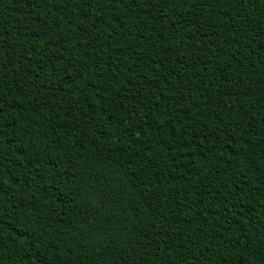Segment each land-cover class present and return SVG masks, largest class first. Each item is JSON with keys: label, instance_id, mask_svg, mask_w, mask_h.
<instances>
[{"label": "trees", "instance_id": "16d2710c", "mask_svg": "<svg viewBox=\"0 0 264 264\" xmlns=\"http://www.w3.org/2000/svg\"><path fill=\"white\" fill-rule=\"evenodd\" d=\"M0 264H264V0H0Z\"/></svg>", "mask_w": 264, "mask_h": 264}]
</instances>
